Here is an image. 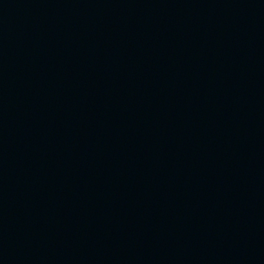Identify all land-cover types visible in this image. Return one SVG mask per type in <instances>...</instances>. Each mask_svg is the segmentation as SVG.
<instances>
[{"label": "water", "instance_id": "1", "mask_svg": "<svg viewBox=\"0 0 264 264\" xmlns=\"http://www.w3.org/2000/svg\"><path fill=\"white\" fill-rule=\"evenodd\" d=\"M0 264H264V0H0Z\"/></svg>", "mask_w": 264, "mask_h": 264}]
</instances>
